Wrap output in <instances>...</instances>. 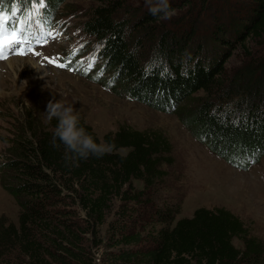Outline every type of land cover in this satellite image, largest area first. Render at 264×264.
<instances>
[{
	"label": "trees",
	"instance_id": "16d2710c",
	"mask_svg": "<svg viewBox=\"0 0 264 264\" xmlns=\"http://www.w3.org/2000/svg\"><path fill=\"white\" fill-rule=\"evenodd\" d=\"M0 1L26 21L44 11L55 22V6L66 0H44L49 13L32 0ZM169 4L174 15L160 19L145 0H96L82 32L102 58L100 79L129 99L173 110L212 152L250 169L264 157V0ZM239 48L243 63L227 72ZM79 118L111 146L103 157L70 159L54 139L57 121L37 113L27 112L10 139L0 169L20 210L18 224L0 219V261L18 251V264H264V239L232 210L203 206L178 218L181 199L157 202L173 163L160 129L122 124L101 139ZM104 225L110 245L97 262L88 243L103 246Z\"/></svg>",
	"mask_w": 264,
	"mask_h": 264
},
{
	"label": "rangeland",
	"instance_id": "374dc122",
	"mask_svg": "<svg viewBox=\"0 0 264 264\" xmlns=\"http://www.w3.org/2000/svg\"><path fill=\"white\" fill-rule=\"evenodd\" d=\"M95 3L96 0H66L57 6L51 5L55 6L54 18L61 15L72 26H62L59 30L66 35L64 44H52L51 47L32 44L35 51L42 53L39 57L30 52L26 56L9 54L8 58L15 59L12 60L14 68L8 58L0 60V164L8 158L6 153L13 144L10 139L18 133L27 112L40 114L45 123L49 121L46 111L50 101L73 106L79 117L91 124L101 139L105 133L115 131L122 124L137 129H160L172 143L173 163L166 167L169 186L160 197H156L157 202L162 204L166 198L172 202L181 199L178 218L192 216L199 207L224 206L240 216L252 233L264 239V157L250 169L238 167L212 152L173 110H159L129 99L120 88L114 91L97 75L70 73L45 60V57L53 58L54 50L75 44L72 38L83 28ZM90 45L94 43L87 41L85 46ZM249 45L253 50L257 49L255 42L251 41ZM243 59L244 52L239 48L226 62L227 72L233 73ZM183 104L190 102L184 101ZM4 172L8 173L0 169V219L5 217L7 222L18 224L20 208L13 194L5 189L2 181ZM135 185L142 187V182L136 180ZM106 227L101 228L105 237L103 246H93L91 240L88 243L97 255V262L110 245ZM3 258L0 264H18L21 257L18 251H13Z\"/></svg>",
	"mask_w": 264,
	"mask_h": 264
},
{
	"label": "clouds",
	"instance_id": "9594fccd",
	"mask_svg": "<svg viewBox=\"0 0 264 264\" xmlns=\"http://www.w3.org/2000/svg\"><path fill=\"white\" fill-rule=\"evenodd\" d=\"M148 11L160 19H171L174 15L169 0H145ZM47 118L55 119L57 125L54 129V139L63 144L65 153L70 159H88L91 156L103 157L111 150V146L100 142L80 125L79 115L71 105L60 101H50L47 106Z\"/></svg>",
	"mask_w": 264,
	"mask_h": 264
},
{
	"label": "snow or ice",
	"instance_id": "6c2138e0",
	"mask_svg": "<svg viewBox=\"0 0 264 264\" xmlns=\"http://www.w3.org/2000/svg\"><path fill=\"white\" fill-rule=\"evenodd\" d=\"M33 3H38L39 7L44 6V0H32ZM12 17L10 14H5L0 12V60H5L8 58V55H20L26 56L29 52L35 56H41L42 53L35 51L32 47L33 40L35 44L46 45L49 38L56 39L57 36H53L52 32H47L41 36H33L29 39L28 35L25 32L24 27H20L21 22L16 21V24H13ZM27 45V48L25 47ZM72 57L68 58V63H60L55 58L45 57V60L56 67L66 69L69 68L71 64ZM96 57L92 58L91 64L94 66ZM73 71H77L76 68H72ZM90 70V69H89ZM87 74V72L83 73Z\"/></svg>",
	"mask_w": 264,
	"mask_h": 264
},
{
	"label": "bare ground",
	"instance_id": "6f19581e",
	"mask_svg": "<svg viewBox=\"0 0 264 264\" xmlns=\"http://www.w3.org/2000/svg\"><path fill=\"white\" fill-rule=\"evenodd\" d=\"M49 7V6H48ZM48 7H45L46 9L48 8ZM42 9V7H39V11ZM47 12L49 13V11H48V9H47ZM45 14V13H44ZM41 16H43V15H39V20H43V18L41 17ZM8 61H10V64L12 65L11 67L12 68H14V63L12 62V60H15V59H11V57L10 58H8L7 59ZM15 70V69H14Z\"/></svg>",
	"mask_w": 264,
	"mask_h": 264
}]
</instances>
